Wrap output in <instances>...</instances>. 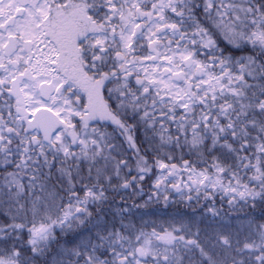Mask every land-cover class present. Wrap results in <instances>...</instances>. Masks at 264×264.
Wrapping results in <instances>:
<instances>
[{"label": "snow or ice", "instance_id": "obj_1", "mask_svg": "<svg viewBox=\"0 0 264 264\" xmlns=\"http://www.w3.org/2000/svg\"><path fill=\"white\" fill-rule=\"evenodd\" d=\"M0 264H264V0H0Z\"/></svg>", "mask_w": 264, "mask_h": 264}]
</instances>
